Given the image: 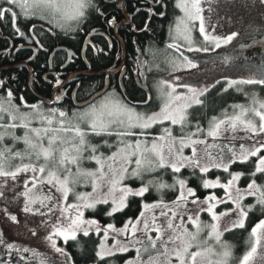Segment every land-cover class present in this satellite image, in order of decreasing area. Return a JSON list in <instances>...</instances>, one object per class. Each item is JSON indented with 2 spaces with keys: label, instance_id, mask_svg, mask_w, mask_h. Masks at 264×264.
Masks as SVG:
<instances>
[{
  "label": "snow or ice",
  "instance_id": "1",
  "mask_svg": "<svg viewBox=\"0 0 264 264\" xmlns=\"http://www.w3.org/2000/svg\"><path fill=\"white\" fill-rule=\"evenodd\" d=\"M215 2L216 0H176L175 7L182 15L175 17L170 23L169 42L163 52L167 53L170 49L178 51L182 45L190 52L207 51V46H193L195 21H199V33L205 45L219 48L221 43H230L237 33L221 37L209 32L210 28L215 31L211 23ZM166 3L167 0H161L162 5L166 6ZM204 4L208 6L207 17ZM91 12L100 14L96 0H4L0 4V20L11 16L14 31L27 39L30 36L16 25V21L21 18L25 21L47 19L67 35L77 32L88 22ZM160 15L164 16L165 13L161 12ZM112 22L114 18L109 21ZM31 31L35 32L34 24ZM149 52L151 53V49ZM151 54L153 57L156 55ZM165 61L173 72L179 68L197 67L186 56H165ZM156 67L159 68V65ZM147 71H151V66ZM137 72L139 74V67ZM53 79L59 93L64 84L59 77ZM175 80H179V77L172 79L169 74V77H162L157 82L156 89L161 101L158 111L138 110L139 105L130 104L126 95L115 88L99 92L83 105H72L67 111L59 107H48L43 100L30 105L17 104L13 91L10 88L5 91L4 83L0 81V91L4 92L0 95V198L7 199L6 192L11 190L16 199L23 198L25 213L45 218L43 222L51 227L46 240L66 260L68 253L57 245L56 239L62 237L65 243L69 240L77 241L78 233L88 237L95 230L97 234L103 232L104 241L108 239L110 232L114 234L111 247L101 242L99 251L96 252L98 264H109L110 260L120 259V254L127 253L130 247L144 245V241L137 238L138 233H143L148 240V245L143 249L148 253V259H142L141 248L136 247L135 259L124 260V264H230L232 246L223 239V234L232 229H243L249 213L257 208L264 214V98L253 92L249 94L250 103L247 106H234L239 109L238 115L229 116L224 112L222 118L214 115L208 120L206 137H211L213 141L222 137L230 142L234 141L238 130L247 134L240 138L251 141L252 146L241 144L240 152L237 153L227 144L213 143L208 146L207 139L200 138L205 135V129L201 126V118L194 115V106H203L201 97L205 96L208 88L197 89L184 84L187 93H178ZM228 83L229 86L264 85V75L259 78L230 80ZM60 99L61 95H57L55 102ZM148 99L151 100V96ZM249 114L258 117V123L245 118ZM193 120L196 121L194 126ZM34 123L39 127H34ZM238 125L242 127L238 128ZM174 126H179L178 133ZM193 127L194 131L191 130ZM19 128L24 129L23 136L16 135ZM153 132L159 134L153 135ZM94 137H115V142L109 143L108 139H104L103 144H95L92 143ZM131 137L136 138L134 143L129 141ZM19 143H23L22 149L17 148ZM201 145L205 146L209 159L214 161L212 167L223 168L230 179L222 184L219 179L211 181L199 177V187L223 188V197L218 198L213 194L200 199L198 188L188 186L187 177L181 178V169H190L193 177L197 170L205 174L209 172V166L202 164L199 157L198 147ZM209 147L227 148L231 156L223 152L213 155L208 151ZM101 148L109 150L110 154L105 155ZM185 148L191 149V155L184 154ZM250 158H255L254 170L248 174L250 182L247 186L240 188L237 182L242 173L230 172L229 167L237 160L240 164H245ZM16 161L18 163H13ZM86 162H94L95 167H84ZM169 169L173 176L171 184L162 175H158L160 172L167 174ZM126 181H139L140 186L132 187ZM77 187H91V192H78ZM17 188L22 190L17 192ZM150 189L159 193L160 199L153 204H143V208L148 210L159 207V217L153 214L149 219L145 211H140L139 216L129 218L122 228H116L112 223L102 227L98 220L85 218V210H96L97 205H109L110 201V209L104 210L107 216L123 212L131 205L129 197H144ZM164 190L178 191L179 194L170 202H165ZM70 193L76 202L61 206L62 201L68 200ZM247 198H253L254 203H245ZM34 205L38 207H33ZM190 205L196 209L195 212ZM218 205H223L224 210L217 211ZM0 211L13 222L16 221V216L9 214L7 208ZM57 211L58 216L55 215ZM201 212L209 213L213 222H203L200 219ZM160 218H163L162 222ZM129 231L131 240L128 239ZM149 233L155 235L156 239ZM121 235L124 240L118 239ZM165 235L168 236L167 240ZM251 235L259 245L264 237V219L255 224ZM0 244H4L9 253L31 252L39 264H52L35 249H20L7 243L3 239V233H0ZM169 244L177 246L169 249ZM150 249H156L157 255L153 256ZM256 252L257 248L253 246L243 256L242 264H249Z\"/></svg>",
  "mask_w": 264,
  "mask_h": 264
},
{
  "label": "trees",
  "instance_id": "2",
  "mask_svg": "<svg viewBox=\"0 0 264 264\" xmlns=\"http://www.w3.org/2000/svg\"><path fill=\"white\" fill-rule=\"evenodd\" d=\"M99 10L102 15H97L96 12H91L89 14V20L86 22L77 32H73L70 34H65L59 28L55 27L54 24H50L48 20L43 19L40 21V25L47 29L49 34L44 33V36H40L45 45V52L39 51L35 56V61L28 60V64L32 66V74L34 75V81L30 80L31 87L32 84L36 89L40 92L44 90L43 86H39L37 88L36 81L40 80V74L38 70H42L47 66V57L53 48L56 46H62L65 49L69 50L66 47L73 48L77 53V60H74L75 64L71 65L69 69L81 72V71H115L120 62L122 56V43L125 46L126 56L125 62L123 66V76H122V85L125 89L127 96L135 101L140 107H148L155 106V94L152 88L151 83V75H153V69L158 61L159 55H164L163 50L166 48V43L169 42L168 31L169 25L173 21L175 17L179 15V9L175 7L176 0L168 1L166 6L163 8H157L153 15H151L148 20L147 12H140L133 15L132 20L133 23L137 26L136 32L133 33L130 30L124 31L121 35V39H116L113 41V47L110 51H105V53H101L100 55H92L90 51L84 54L85 61L82 56H80L79 51L82 44L83 39L95 29H101L97 27H103V24L107 23V20L112 16L120 17V11L114 7V5H106L102 0H96ZM4 0H0V4H3ZM7 7V5H4ZM127 11L131 14L132 5L130 3L126 4ZM165 13L164 16H161L160 13ZM132 15V14H131ZM24 28H28L27 23H23ZM4 34L9 36L13 43L12 50L19 43L24 44L25 39H15V33L10 30V27L6 25L3 27ZM41 30H37L40 32ZM130 31V32H129ZM43 33V32H41ZM95 38V37H94ZM92 39V37H91ZM7 44L5 40H0V48L2 45ZM66 46V47H65ZM243 47L240 46L237 51H235V55L242 50ZM151 49V53H155V57L149 52ZM143 50V52L141 51ZM28 52L25 51H17L15 55H12L6 59H3L0 56V66L11 65L17 61L28 58ZM219 55V56H217ZM217 57H221L222 54H216ZM230 55L229 57H231ZM65 57V53H57L55 52L54 58L55 61L58 58ZM54 61V62H55ZM151 62V63H149ZM56 63V62H55ZM151 66V71H147L148 67ZM137 67H139V74L137 72ZM30 68V67H29ZM85 69V70H84ZM104 72L96 74V77H89L88 74H80L77 75L73 82L70 90L78 85L75 98L77 101H83L87 99L92 94L98 92L105 84ZM118 74L114 77H107L109 79V84L111 87L109 90L117 89L120 93V81L118 79ZM0 79L3 83L7 84L8 87L13 91V94L16 96L15 103L17 104H36L33 101L35 98L28 91V69L23 66H17L15 69H9L7 71H2L0 73ZM219 81V83H217ZM206 92L205 96L201 97L204 101L203 106H194V115L201 118L200 123L201 126L207 131L208 120L212 116L222 117V113L227 112L229 114L234 106L237 104H248L249 103V94L255 92L259 97L264 98V85H232L229 86L228 81L225 79L217 80ZM39 83V82H38ZM33 89V88H32ZM224 89H227L225 91ZM19 95H23L24 100L21 101L18 97ZM151 96V100L148 97ZM73 103L68 95L62 100L61 103L55 104L52 108H62L63 110H69L72 107ZM193 126L196 121H192ZM168 124V122H166ZM156 127V126H154ZM178 129L179 126H174ZM191 130H195L193 127ZM22 129H17V134L22 133ZM158 132H153L155 135ZM151 137V136H149ZM203 137V136H201ZM104 139H108L109 143L115 142V137H94L92 139V143L102 144ZM6 143H11V141H6ZM24 147L23 144H18L17 148L22 149ZM114 150V148L112 149ZM101 151L107 155L110 153L109 150L101 148ZM18 163V161L13 162ZM255 158H250V160L245 164H240L239 161L232 164L229 167L230 172H240L242 173L241 178L239 180V185L244 187L247 186V183L250 182L248 179V174L254 170ZM89 165H95V163L91 162ZM183 173V177H187L189 180L188 186L198 188V196L205 197L209 193L213 192L220 196L223 194V188H208L204 189L199 187L201 184V180L199 177L203 179L207 178H218L220 181L225 182L229 179L228 172H225L220 168H211L208 173H200L198 170L196 172V176L193 177L190 169H181ZM158 175H162L163 179L171 184L173 182V176L171 174V170L167 171V174L163 172L158 173ZM179 175V174H177ZM259 176V174H257ZM258 182H260L258 180ZM128 183L132 186L140 185L139 181L132 182L128 181ZM178 194V191H169L164 190V200H172ZM160 199V194L157 193L154 189H150L148 193H145L144 197H129L131 201V205L128 208H125L123 212L115 213L113 216L109 217L105 214V209H110L109 205H97L96 210H86L85 214L87 216L93 217L99 222L103 224L112 223L115 226H123V224L129 219L135 216H139L140 211L143 208V204L145 202L156 201ZM245 203H254L253 198H247ZM202 217L207 220L208 215L206 213H202ZM260 219H264V214L261 213L260 209L257 208L249 213V217L245 221V227L243 229L236 228L232 229L229 232L223 234V239L227 241L232 246V264H237V262L241 259V257L249 252L253 247L254 237L251 235V229L255 226L256 223L259 222ZM78 241V242H77ZM77 241L69 240L67 243L59 240V244L63 246L64 250L70 256L73 264H98V257H96V252L99 244V234L95 232H90L88 237H84L82 233L77 234ZM133 251L129 250L127 253L120 254L121 258L117 260H110L109 264H122L124 260L127 259L128 256L132 255Z\"/></svg>",
  "mask_w": 264,
  "mask_h": 264
},
{
  "label": "rangeland",
  "instance_id": "3",
  "mask_svg": "<svg viewBox=\"0 0 264 264\" xmlns=\"http://www.w3.org/2000/svg\"><path fill=\"white\" fill-rule=\"evenodd\" d=\"M203 6L205 8V16L207 17L208 15L207 7L208 6L207 4H204ZM213 9L214 11L211 16V23H212V26L215 28V31L213 32L212 29L210 28L209 29L210 34L222 37L224 35H231L233 32H235L237 33V35L234 36V38L232 39L230 43H227V44L221 43V46L219 48H216L214 45H210V44L205 45L203 42V37L199 33V21H195L193 25V38L195 40V44L193 46L201 47V48L204 46H207L208 50L190 52L187 50L186 46L182 45L178 51L170 49L167 51V53H163L164 55H162V57L161 55H159L158 61L156 62L154 69H153V75H151L150 77L151 83H152L151 85H152V88L155 94L154 99H155L156 105L153 107L150 106V108L140 107L138 110L140 111H145V110L158 111L159 110L161 101L158 98L156 84L162 77H169V74H171L172 79H174L175 77H179V80H175V83L178 85L177 87L178 93H187V88L183 87L184 84H187L197 89H203V88L209 89L217 80L225 79L229 82L230 80L238 81L242 79L259 78L261 75H264V0H216V2L213 4ZM180 15H182V13L179 10L178 16ZM243 45H246V47H243V52L242 50H240V52L235 55V51H237V49H239V47ZM216 54H222V56L217 57L219 55L216 56ZM230 55L232 56L229 57ZM165 56H170L174 58H182V56H186L190 60H192L197 65V67L190 68V69L189 68H179L175 72H173L172 67L165 61ZM156 65H159V68H157ZM23 104H26V103H23ZM248 104H237V105L247 106ZM22 110L27 111V109L25 108H22ZM238 114H239V109L234 107V109L228 115L232 116V115H238ZM245 118L253 119L255 122L258 123V117H253L251 116V114H249V116ZM33 126L39 127V125L35 123L33 124ZM241 127L242 126L238 125V128H241ZM19 129H22V128H19ZM22 130L23 131L21 134H17V130H16V135L23 136L24 129ZM158 134L159 133L155 135H158ZM61 135L63 134L61 133ZM230 135L231 134H229V137ZM236 135H237V139L231 142L229 141V139H225L223 137L213 141L211 137H206V131H205V135L200 138H206L208 146H211L213 143L217 145L227 144L229 148H233L237 153L240 152L241 144H245L246 147L252 146L251 141L240 138V137H244L247 135L244 131L238 130ZM135 139H136L135 137H131L129 138V141L134 143ZM148 141H149V146H150L151 137H148ZM20 144H23V143H20ZM198 151H199V157L201 159V163L208 165L209 169L215 168V167H212V164L214 163V161L209 159L208 155L205 152V146L204 145L199 146ZM208 151H210L213 155L223 152L225 155L231 156V153L228 152L227 148L209 147ZM109 154L110 153H108L107 155ZM184 154L191 155V149L185 148ZM89 164L90 163L86 162L84 164V167L86 168L95 167V165H89ZM220 169H223V168H220ZM205 179L216 181L218 178L211 179V178L206 177ZM20 183L22 184V181ZM125 183L129 184L128 181H126ZM220 183L222 184L227 183V181L225 182L220 181ZM139 186L140 185L132 186V187H139ZM237 186L240 188L246 187V186L244 187L240 186L239 181L237 182ZM178 187L179 186L177 185V188ZM21 190L22 188L16 189L17 192ZM106 190L107 189H105V191ZM76 191L91 192V187H88V188L77 187ZM213 194L216 195L214 191L209 193L208 195H213ZM223 196H224V192L222 195L217 196V197L220 198ZM6 197L7 199L0 198V210L7 208V212L11 215H15L17 219L15 222H13L12 220L9 219L8 215H6L3 211H0V233H3V237L8 239L10 242H16V241L22 240L27 243H35V244H40V245L45 244L47 247H49L50 244L46 240V237L50 234L51 227H50V224L46 226V224L43 222L45 218H42L39 215H32L31 213H25L23 211V207H24L23 198L21 197L20 199H16L13 191L8 190L6 192ZM205 197H199V198L204 199ZM157 201L159 200L145 202L144 204L146 203L153 204V203H156ZM170 201L171 200H165V202H170ZM75 202L76 201L74 199V196L70 193L68 200L66 202L62 201L61 206H64L65 204L75 203ZM109 204H111V201L109 202ZM33 207H38V205H34ZM189 207L191 208L193 212L196 211V209L193 208L191 205ZM160 210L161 209L157 207L155 209H148V210H145L144 208H142L141 211H145L146 217L150 219L153 214L159 217ZM222 210H224L223 205H218L217 211H222ZM202 213H206L208 215L207 220H205L202 217ZM72 214L74 215V213ZM55 215L58 216L59 212L57 211ZM85 218L95 219L93 217L87 216L86 214H85ZM160 219L162 222L163 218H160ZM200 219L205 223L213 222L211 221L210 214L207 212H201ZM99 223L102 227H105L107 225L101 222ZM177 223H179L178 220H177ZM115 227L122 228L123 226H115ZM33 232H35L36 234L33 235ZM91 232H95V230ZM149 235H152V238L156 239L155 235H153L152 233H149ZM137 238L140 240H143L144 245H135L134 247H130L129 250H132L133 253L132 255L128 256L126 260L135 259L136 247L141 248L142 259L144 260L148 259V253H145L143 250L144 246L148 245L147 238L143 235V233H138ZM58 239L63 240V238L61 237V238H57L56 241ZM118 239L124 240V236L121 235L120 237H118ZM128 239L129 240L132 239L130 231L128 233ZM167 239H168V236L165 235V240ZM255 240L256 238L254 237L253 246H256L257 252L251 258V260L249 261V264H264V237L261 238V242L259 245L255 243ZM102 241L104 242L106 246L111 247V245L114 243V234L110 232L108 239L104 241L103 232H100L97 251H99L100 244ZM176 246H177L176 244L168 245L169 249L176 247ZM150 251L153 256L157 255L156 249H150ZM161 251L163 250L161 249ZM243 256L237 262V264H242ZM122 264H124V262ZM230 264H232V256L230 259Z\"/></svg>",
  "mask_w": 264,
  "mask_h": 264
},
{
  "label": "flooded vegetation",
  "instance_id": "4",
  "mask_svg": "<svg viewBox=\"0 0 264 264\" xmlns=\"http://www.w3.org/2000/svg\"><path fill=\"white\" fill-rule=\"evenodd\" d=\"M102 1L106 5H109V6L114 5V7L116 9H118L121 14H120L119 18H118V16H112L111 18H109L107 20V23L103 24V27H101V26L97 27V28H101V29H97V30L95 29L93 31V32H97V35L93 36L92 39L90 38L91 42L86 45L85 54L88 51H90L92 53V55L97 56L103 52L105 53V51H110L113 47V43H114L113 41H115L116 39L120 40L121 35L124 33V31L129 30L128 29L129 27H130V30H132L131 32H133V33L136 32L135 30L137 29V26L133 23V20H132L133 15H135L136 13H140V12H145V13L147 12V18L146 19L148 20V18L154 14V12L156 11L157 8H161V7L163 8L164 7V5L161 4V0H102ZM168 1H172V0H167V2ZM127 3H130L132 5V8H131L133 11L131 13L132 15L125 8ZM159 6H161V7H159ZM100 15H102L101 12H100ZM113 18H114V22L109 23V21L113 20ZM40 21H43V19L36 18V19H32L30 21H25L21 18V19L16 21V25L20 27L21 31L28 34V36H30V39L24 38L25 39L24 44L19 43L12 50L13 43L10 39H8L9 36H6L3 33L4 32L3 27L4 26L6 27V25H8L10 27L11 32L13 31L15 33V35H14L15 39H20V38L23 39V38L14 31V26L12 23L11 16H5L3 20H0V40H5L7 42V44L2 45V47L0 48V56L3 59H6L12 55H15V53L19 50L20 51L26 50L28 52V54H27L28 58H26V59L17 61L11 65H4V66L1 65L0 66V73L2 71H7L9 69H15V67H17V66L26 67V64H27L30 67L31 81H32V79L34 81V77H35L34 75H36V74H32V66L28 64V60L35 61V56L38 54L39 51L45 52L46 47L43 44V41L40 38V36L43 37L45 32H46V34H49V32H47V29L45 27H43L42 25H40L41 24ZM23 23L28 24L27 29L24 28ZM33 24L35 25V32L31 31ZM37 30H41V31L37 32ZM41 32H43V33H41ZM84 40L85 39H83L81 47H80V51H79L80 56L82 55ZM36 41H39V43H36ZM58 47H62V46H56L48 54L46 68H44L42 70H38V72L40 74V80L36 81V86H37V88H39V86H43L44 90L42 92H40L32 84V88L35 92V93H33V91L28 86L29 93L35 98V100L33 101L34 103H39L41 100L48 102L52 98L55 100V97L57 95H61V99L59 100V102H55V104H59L62 102V100H64L65 97H68V95H69L71 100H72L73 105H75V102H77V103L83 102L93 95L92 94L91 96H89L87 99H85L83 101H77L76 100L75 92H76L78 85H76L74 88H72L70 90V87L72 86V82L76 76L71 77V78H67V77L69 74H71L73 72H77V71L69 69V67L71 65L75 64L74 60H77V55H76L77 52L73 48L65 46L66 48L71 50L73 52V54L71 55V60H70L69 64L67 66L63 67V65L67 61L69 55H68V51L66 49L65 50L60 49V50L54 51ZM57 51H58V53H65V57H63V58L59 57L55 61L54 55H55V52L57 53ZM90 72H93V71H90ZM28 76H29V69H28ZM88 76L89 77L90 76L96 77L97 75L96 74H90V75L88 74ZM105 76H107L106 73L104 74V77ZM115 76H116V74H115ZM118 76H119L118 77V79H119L120 74H118ZM54 77H59L60 80L64 84V86L61 88L59 93L56 91V84H55V80L53 79ZM107 77H114V75H109ZM107 77L104 78V82L106 81ZM107 80L109 82V79H107ZM0 81H2V80L0 79ZM33 81H32V83H33ZM4 89H5V91L7 89H9L8 85L5 83H4ZM3 94H4V92L0 91V95H3ZM62 94H64V95H62ZM18 97L23 98V95H19ZM23 100H24V98H23ZM55 104L51 105L50 107H53ZM46 106L49 107V105H46ZM3 239L7 243H12L16 248L35 249L36 252L42 254V256H44L48 260H50L52 262V264H73L69 255H68V260H66L64 255L56 253L51 248V246L47 247L45 244L40 245V244H35V243H27V242H24L22 240L16 241V242H10L5 237H3ZM59 240H61L62 242H64V241L62 239H58L56 241L57 245L59 247L63 248V246L59 244ZM21 257H24V259H21ZM0 264H39V262L35 257L32 256L31 252L25 253V252L21 251L18 253L17 252L9 253L7 247L4 244H0Z\"/></svg>",
  "mask_w": 264,
  "mask_h": 264
},
{
  "label": "water",
  "instance_id": "5",
  "mask_svg": "<svg viewBox=\"0 0 264 264\" xmlns=\"http://www.w3.org/2000/svg\"><path fill=\"white\" fill-rule=\"evenodd\" d=\"M95 35H97V32H90V33L86 36V38H85V40H84L83 49H82V57H83V60H84V61H85L84 53H85L86 45H87L88 43L91 42L90 38L93 37V36H95ZM60 49H65V48L58 47V48H56L54 51H56V50H60ZM67 51H68V55H69V56H68L67 61H66L65 64L63 65V67H65V66H67V65L69 64V62H70V60H71V55L73 54V52H72L71 50H67ZM125 56H126V50H125V46H124V44L122 43V57H121V62H120V64H119L118 68H117L115 71L103 70V71H98V72H89V71L73 72V73L69 74L67 78H71V77H74V76H77V75H80V74H89V75H90V74H99V73H101V72H104V73H106L107 75H115V74H117V73L120 72V78H119V79H120V87H121V91H122V93H123L124 95H126V97H127V101H129L130 103H133V104H137L135 101L131 100V99L127 96V94H126V92H125V89H124V87H123V85H122V76H123V72H124V70H123V66H124V62H125ZM85 62H86V61H85ZM108 88H109V82H108V80L106 79L104 86H103L98 92H96L95 94H93L90 98H88V99L85 100V101L91 100L94 96H96L97 93H99V92H104V91L107 90ZM85 101H83V102H78V103L75 102V105H76V104L83 105ZM53 104H55V100H54L53 98H52L50 101L47 102V105H53Z\"/></svg>",
  "mask_w": 264,
  "mask_h": 264
},
{
  "label": "bare ground",
  "instance_id": "6",
  "mask_svg": "<svg viewBox=\"0 0 264 264\" xmlns=\"http://www.w3.org/2000/svg\"><path fill=\"white\" fill-rule=\"evenodd\" d=\"M64 48V47H63ZM65 50V49H64ZM67 50V49H66ZM85 54V53H84ZM82 56V55H81ZM122 57V56H121ZM83 58V57H82ZM49 60V59H48ZM85 62V61H84ZM26 67L29 69V76H28V86H29V88L33 91V93H35L34 92V90L32 89V87H31V83H30V80H31V72H30V68H29V66L26 64ZM119 81H120V79H119ZM51 105H49V107H50Z\"/></svg>",
  "mask_w": 264,
  "mask_h": 264
}]
</instances>
